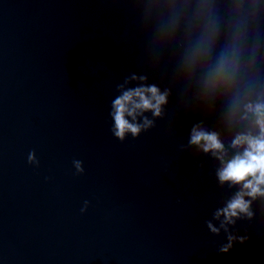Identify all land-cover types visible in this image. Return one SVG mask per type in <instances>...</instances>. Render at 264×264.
<instances>
[{"label": "water", "instance_id": "water-1", "mask_svg": "<svg viewBox=\"0 0 264 264\" xmlns=\"http://www.w3.org/2000/svg\"><path fill=\"white\" fill-rule=\"evenodd\" d=\"M199 2L0 0V264H264V197L229 225L248 238L227 252L228 232L207 224L219 226L216 209L240 185L220 182L219 159L189 144L191 127L219 130L231 156L248 124L226 127L228 101L202 105L200 73L183 74ZM236 2L210 0L214 55L243 20L264 82V3L243 0L237 17ZM133 73L148 79L125 83ZM139 83L170 89L168 102L160 116L144 113L153 126L121 140L111 101Z\"/></svg>", "mask_w": 264, "mask_h": 264}, {"label": "clouds", "instance_id": "clouds-1", "mask_svg": "<svg viewBox=\"0 0 264 264\" xmlns=\"http://www.w3.org/2000/svg\"><path fill=\"white\" fill-rule=\"evenodd\" d=\"M256 2L264 3V0ZM242 9L243 0H237L234 14L239 17ZM190 23L198 31V36L186 50L183 74L190 80L194 74L200 73L199 102L211 108L218 99H226V127L233 128L243 122L248 124L232 137L230 144L235 152L231 156L219 130L208 129L202 120L193 123L190 130L189 144L197 145L200 150L210 152L219 159L217 175L220 182L240 185L235 194L216 209L214 215L220 220L219 226L212 220L207 221L212 232L219 233L221 228L228 232L227 241L219 248V251L227 252L237 240L243 242L248 238L247 235L229 231V225L235 224L236 219L242 216L251 218L254 215L252 201L258 196L264 197V82L257 72V49L248 47L247 25L243 20L232 26L226 42L215 55L220 29L210 0H200L195 5ZM175 28V20H172L169 24L170 36ZM147 79L146 75L133 73L125 83ZM119 87L120 94L111 101V131L123 140L128 133L138 136L154 125L155 121L144 113L151 111L153 116L162 115L171 90H161L156 83H139L133 87L121 84ZM28 160L39 163L34 150L28 154ZM73 164L78 172L84 171L82 160L75 159ZM88 203L84 202L82 211Z\"/></svg>", "mask_w": 264, "mask_h": 264}]
</instances>
